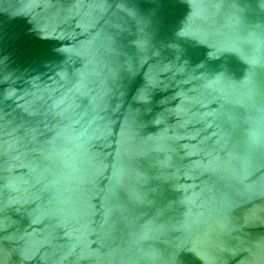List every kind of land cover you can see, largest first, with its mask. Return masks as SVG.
Returning <instances> with one entry per match:
<instances>
[{"label":"water","instance_id":"1","mask_svg":"<svg viewBox=\"0 0 264 264\" xmlns=\"http://www.w3.org/2000/svg\"><path fill=\"white\" fill-rule=\"evenodd\" d=\"M0 264H264V0H0Z\"/></svg>","mask_w":264,"mask_h":264}]
</instances>
